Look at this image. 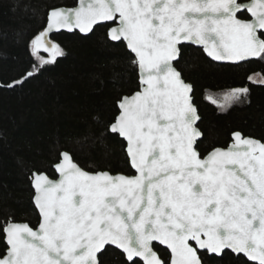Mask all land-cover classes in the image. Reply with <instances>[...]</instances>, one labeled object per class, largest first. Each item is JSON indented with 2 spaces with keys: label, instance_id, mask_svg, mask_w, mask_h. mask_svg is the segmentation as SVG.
I'll use <instances>...</instances> for the list:
<instances>
[{
  "label": "snow or ice",
  "instance_id": "snow-or-ice-1",
  "mask_svg": "<svg viewBox=\"0 0 264 264\" xmlns=\"http://www.w3.org/2000/svg\"><path fill=\"white\" fill-rule=\"evenodd\" d=\"M48 19L31 41L34 55L50 53L38 56L42 65L63 55L46 39L60 28L87 33L114 25L110 39L126 41L134 54L139 90L121 98L106 130L127 141L137 175L90 173L61 151L59 180L33 174L38 227L7 222L0 264H102L98 254L106 245L122 250L126 264L136 257L166 264L153 241L171 250L168 264H205L202 252L225 250L264 264V143L236 131L229 148L209 146L202 154L192 85L175 67L186 42L215 61L264 59V0H79L75 9H50ZM248 91L233 88L212 102L243 103Z\"/></svg>",
  "mask_w": 264,
  "mask_h": 264
},
{
  "label": "trees",
  "instance_id": "trees-1",
  "mask_svg": "<svg viewBox=\"0 0 264 264\" xmlns=\"http://www.w3.org/2000/svg\"><path fill=\"white\" fill-rule=\"evenodd\" d=\"M75 4L76 0H0V253L6 249L7 222L24 221L33 228L38 224L32 173L55 177L53 165L61 151H68L88 171L133 174L125 142L106 130L118 113L117 101L139 87L134 56L123 42L108 39L111 24L97 25L88 35L52 34L50 39L63 55L49 64L39 63L31 51L49 10ZM175 66L193 86L198 128L204 133L199 141L202 154L211 150L209 146L226 147L234 131L264 142V59L221 64L200 48L185 45ZM28 72L33 75L28 77ZM252 75H259L261 82L252 81ZM16 81L20 83L9 87ZM233 88H247V101L221 110L207 98ZM153 246L168 264V251ZM201 255L205 264H254L229 251L220 257ZM99 259L102 264H126L113 247H106Z\"/></svg>",
  "mask_w": 264,
  "mask_h": 264
},
{
  "label": "water",
  "instance_id": "water-1",
  "mask_svg": "<svg viewBox=\"0 0 264 264\" xmlns=\"http://www.w3.org/2000/svg\"><path fill=\"white\" fill-rule=\"evenodd\" d=\"M79 6V0H76V4L74 5V6H70V7H67V6H60V7H56V8H59V9H65V10H68V9H75V8H77ZM48 14H49V12H48ZM48 14H47V20H46V23H45V26H44V28L41 30V32H43V31H45V29L47 28V26H48V23H49V19H48ZM249 16H250V14H248ZM251 18V17H250ZM102 24H108V23H102ZM98 25H100V24H98ZM95 26H97V25H94L93 26V28L95 27ZM112 26H114V25H110V27H112ZM109 27V28H110ZM93 28H92V30H93ZM109 28L107 29V36H108V39L110 40V41H112L111 39H110V36H109ZM91 30V31H92ZM75 31H77L78 33H80L81 35H88V34H90L91 33V31L90 32H87V33H82L80 30H79V28H76V27H73L71 30H69L68 28H60V29H52L51 31H49L48 33H47V36H46V39L49 41V42H51V43H54L51 39H50V36L52 35V34H54V33H58V32H75ZM40 32V33H41ZM112 42H120V41H112ZM123 43L125 44V47H126V49H127V51L128 52H130V50L127 48V42L126 41H123ZM185 45H192V46H194V47H197V48H200L201 50H202V52L204 53V55L207 57V58H209L210 60H212L213 62H216V63H221V64H239V63H243V62H246V61H249V60H255V59H258L259 57H250V58H247L245 61H240V62H235V63H233V62H223V61H215L213 58H211V57H209L204 51H203V49H202V47L201 46H198V45H193V44H190V43H185ZM40 51H43V52H45L43 49H41ZM46 53H48V52H46ZM131 53V52H130ZM49 54V57H50V53H48ZM132 54V53H131ZM133 56H134V54H132ZM176 67V66H175ZM178 70V69H177ZM179 71V70H178ZM137 75H138V84H139V68H138V66H137ZM184 79V78H183ZM185 80V79H184ZM185 82H187L186 80H185ZM187 83H189V82H187ZM189 84H191V83H189ZM192 85V84H191ZM192 89H193V86H192ZM139 90V87H138V89L137 90H135V91H138ZM134 91V92H135ZM134 92H132L131 94H129V95H123L122 97H125V96H131ZM191 96H192V100H193V90H192V93H191ZM121 97V98H122ZM121 100V99H120ZM120 100L119 101H117V108H118V113H117V115L116 116H118L119 115V107H118V105H119V102H120ZM194 103V102H193ZM194 106L196 107V105L194 104ZM197 108V107H196ZM198 115H199V113H198ZM115 116V117H116ZM200 121V120H199ZM199 121H197V127H198V123H199ZM234 132H236V131H234ZM241 133V132H240ZM242 134V133H241ZM119 136V135H118ZM242 136L243 137H245V138H251V139H255V140H258V141H260V142H262L261 140H259V139H257V138H254V137H251V136H246V135H243L242 134ZM120 137V136H119ZM124 142H125V152H126V148H127V141L124 139V138H122V137H120ZM234 143V138H233V136H232V134H231V141L227 144V146L226 147H220V148H224V149H227V148H229L232 144ZM262 143H264V142H262ZM210 151V150H209ZM207 154V153H206ZM205 154V155H206ZM71 155V154H70ZM126 155H127V152H126ZM128 157V156H127ZM58 162H59V160H58ZM58 162H56V163H58ZM73 162L74 163H76L81 169H83L84 171H87V172H90V173H94V172H92V171H88V170H86V169H84V168H82L76 161H74V159H73ZM56 163L53 165V170H54V172H55V177H50L47 173H45V172H37V171H34L33 173H32V178H31V186H32V189H33V197H32V202H33V205H34V207L36 208V210H37V212H38V215H39V222H40V219H41V217H40V214H39V210H38V208L36 207V205H35V200H34V197L36 196V189H35V185H34V173H40V174H43V175H46L47 177H48V179L49 180H52V181H56V180H59L60 179V175H59V172L56 170V168H55V165H56ZM130 165V164H129ZM131 167V166H130ZM131 169L133 170V174H124V173H120V172H118V173H110L109 171H107V170H103V171H107L110 175H113V176H116V175H126V176H135V175H137V173H136V171L131 167ZM99 171H101V170H98V171H95V172H99ZM39 222H38V224H39ZM17 223H27V224H29L28 222H24V221H19V222H17ZM38 224L36 225V227H32L33 229H36L37 227H38ZM6 226V225H5ZM4 226V227H5ZM30 226V225H29ZM31 227V226H30ZM4 241H5V239H4ZM5 244H6V242H5ZM154 244H158L159 246H161L162 248H164V249H166L167 251H168V253H169V260H168V262L170 261V259H171V250L166 246V245H163V244H161L159 241H153L152 242V248H153V251L154 252H156V254L160 257V255H159V253L157 252V250L154 248ZM105 247H113V248H115V249H117V250H119L123 255H124V257H125V259H126V256H125V254L122 252V250H120V249H118V248H116L115 246H112V245H106ZM6 250V249H5ZM104 250H102V252H103ZM225 251H229V252H231V250H225ZM232 253V252H231ZM232 254H234V253H232ZM99 255L100 254H98V257H99ZM208 255H210V254H208ZM234 255H236V254H234ZM213 256H216V255H213ZM221 256V255H220ZM220 256H217V257H220ZM241 256H243L242 254H241ZM244 257V256H243ZM161 258V257H160ZM246 260H248L246 257H244ZM162 259V258H161ZM134 260H139V261H141L142 262V264H144V261H143V258H140V257H136V258H134ZM163 260V259H162ZM250 262V261H249ZM252 263H254L255 264V262H252Z\"/></svg>",
  "mask_w": 264,
  "mask_h": 264
},
{
  "label": "rangeland",
  "instance_id": "rangeland-1",
  "mask_svg": "<svg viewBox=\"0 0 264 264\" xmlns=\"http://www.w3.org/2000/svg\"><path fill=\"white\" fill-rule=\"evenodd\" d=\"M31 47V51L33 53V50H32V46ZM38 56L40 57H44L45 59H49V54L46 53V52H43V51H39L38 54H35L34 57L37 59V61L40 63L39 59H38ZM251 80L252 81H255V82H261V78L259 75H252L251 76ZM229 91V90H228ZM228 91H223V92H216V93H210L207 95V98L212 101L213 99H215L218 103L222 102L223 100V95L228 92ZM211 97V99L209 98ZM218 103L216 104L218 106ZM229 107V106H228ZM228 107H225V108H220L218 107L219 109L221 110H225L226 108Z\"/></svg>",
  "mask_w": 264,
  "mask_h": 264
},
{
  "label": "flooded vegetation",
  "instance_id": "flooded-vegetation-1",
  "mask_svg": "<svg viewBox=\"0 0 264 264\" xmlns=\"http://www.w3.org/2000/svg\"><path fill=\"white\" fill-rule=\"evenodd\" d=\"M242 18L250 19V16H249L247 13H245L244 16H243ZM262 38H263V37H262Z\"/></svg>",
  "mask_w": 264,
  "mask_h": 264
}]
</instances>
